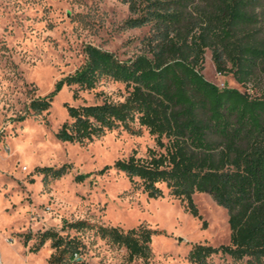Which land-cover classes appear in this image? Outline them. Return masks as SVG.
<instances>
[{
    "label": "trees",
    "instance_id": "16d2710c",
    "mask_svg": "<svg viewBox=\"0 0 264 264\" xmlns=\"http://www.w3.org/2000/svg\"><path fill=\"white\" fill-rule=\"evenodd\" d=\"M129 16L124 28L147 27L138 52L120 59L94 45L73 73L56 82L55 90L32 98L24 114L47 111L63 86L92 89L102 77L124 84L123 100L66 103L69 119L55 135L61 141L83 144L122 126L130 133L144 127L154 146L144 155L135 151L114 162L149 197L168 194L185 201L200 216L193 200L207 193L228 215L226 244L195 243L187 258L208 264L214 254L243 264H264V0H124ZM220 74L230 73L244 91L220 88L202 70L205 53ZM66 165L39 167L45 176L59 178ZM91 231L109 246L124 249L121 264H151V241L158 231L143 224L124 229L87 219L61 227L23 233L38 251L50 242L49 264H105L92 261L84 240Z\"/></svg>",
    "mask_w": 264,
    "mask_h": 264
},
{
    "label": "rangeland",
    "instance_id": "374dc122",
    "mask_svg": "<svg viewBox=\"0 0 264 264\" xmlns=\"http://www.w3.org/2000/svg\"><path fill=\"white\" fill-rule=\"evenodd\" d=\"M124 0H0V258L4 264H49L50 242L31 250L34 239L23 233L61 227L63 219H87L124 229L143 224L158 232L151 241V264H194L187 258L195 243L226 244L230 230L227 211L207 193L193 200L200 216L185 201L168 194L149 197L114 167L133 151L144 155L154 146L144 127L130 133L122 126L83 144L59 140L55 133L69 119L66 103L123 100L124 84L102 77L92 89L63 85L47 111L17 117L32 98L55 90L58 80L85 61L91 44L128 59L139 50L147 27L124 28L129 16ZM204 77L220 88L244 91L230 73L220 74L206 51ZM59 178L45 176L39 167H61ZM92 261L121 264L124 249L86 232ZM131 264H140L134 262ZM208 264H243L212 255Z\"/></svg>",
    "mask_w": 264,
    "mask_h": 264
},
{
    "label": "bare ground",
    "instance_id": "6f19581e",
    "mask_svg": "<svg viewBox=\"0 0 264 264\" xmlns=\"http://www.w3.org/2000/svg\"><path fill=\"white\" fill-rule=\"evenodd\" d=\"M0 263H1V264H4L3 261H1V258H0Z\"/></svg>",
    "mask_w": 264,
    "mask_h": 264
},
{
    "label": "built area",
    "instance_id": "2783aa9c",
    "mask_svg": "<svg viewBox=\"0 0 264 264\" xmlns=\"http://www.w3.org/2000/svg\"><path fill=\"white\" fill-rule=\"evenodd\" d=\"M1 264V263H0Z\"/></svg>",
    "mask_w": 264,
    "mask_h": 264
}]
</instances>
